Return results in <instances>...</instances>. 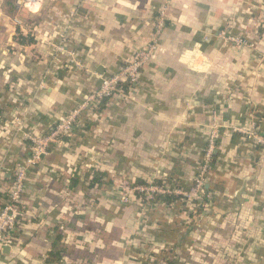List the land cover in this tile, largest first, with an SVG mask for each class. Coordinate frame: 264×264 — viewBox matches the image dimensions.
<instances>
[{"label":"crops","instance_id":"0c3cea01","mask_svg":"<svg viewBox=\"0 0 264 264\" xmlns=\"http://www.w3.org/2000/svg\"><path fill=\"white\" fill-rule=\"evenodd\" d=\"M161 4L0 0V204L29 135H47L150 45ZM123 88L30 169L0 264H151L161 253L167 264H264V145L239 131L255 123L264 138V0H168L155 52ZM94 171L105 177L92 185ZM138 179L183 198L121 202Z\"/></svg>","mask_w":264,"mask_h":264},{"label":"built area","instance_id":"2783aa9c","mask_svg":"<svg viewBox=\"0 0 264 264\" xmlns=\"http://www.w3.org/2000/svg\"><path fill=\"white\" fill-rule=\"evenodd\" d=\"M20 4L36 5L42 0H18ZM168 9V0H162L159 15L156 21V32L153 42L146 48L138 50L126 63L120 68V71L103 79L101 87L86 98L70 113H68L61 121L51 128L47 135H29L28 139L31 143V153L26 161L17 169L15 176L11 182L7 196L0 204V246L8 244L11 234L16 230L19 218L22 214V194L25 191V181L31 168H33L40 160L43 154L49 150L51 143L55 142L58 137L68 135L75 125L81 121V116L86 111L93 110L98 106L100 100L104 98L118 96V93L124 94V85L133 88L140 81L141 72L151 59L157 47V40L165 25V17ZM224 34V33H222ZM240 41L239 39L231 38ZM61 41H66L65 36L61 35ZM62 48L63 45H60ZM60 49V47L58 48ZM239 131L244 134L245 140H252L254 144L264 145V138L256 131L255 123H250ZM215 132L209 136V144L205 153V160L200 168L196 178L195 187L190 195L187 196L190 206L193 201L200 199L204 193L205 175L210 170V160L212 152L215 149ZM123 193L121 194V202L128 203L131 196L140 193L143 201L147 203L154 200L155 194H163L169 192L166 184H155L154 181L148 182L146 185H128L123 183Z\"/></svg>","mask_w":264,"mask_h":264},{"label":"trees","instance_id":"16d2710c","mask_svg":"<svg viewBox=\"0 0 264 264\" xmlns=\"http://www.w3.org/2000/svg\"><path fill=\"white\" fill-rule=\"evenodd\" d=\"M21 40V39H19ZM21 41H24V39H22ZM126 85H124L125 87ZM108 98H104L102 100H100V105L103 104L105 102V100H107ZM65 135H63L62 137H64ZM105 177V175L100 172V171H94L93 175H92V185H94L95 183H100L102 182L103 178ZM155 184L158 185H163V182L161 180H155L154 181ZM147 182L142 180V179H138L136 180V182L134 183V185H146ZM165 184V183H164ZM141 196L140 193H135V196ZM155 198L159 199L160 201H163L165 204H173L174 202L181 200V198H183L181 195L176 194V193H172V192H166L163 194H155ZM174 262H170L169 264H172Z\"/></svg>","mask_w":264,"mask_h":264},{"label":"rangeland","instance_id":"374dc122","mask_svg":"<svg viewBox=\"0 0 264 264\" xmlns=\"http://www.w3.org/2000/svg\"><path fill=\"white\" fill-rule=\"evenodd\" d=\"M27 6H30V5H27ZM59 47H60V49H58ZM58 48H57V50L60 51V52H62L63 50H65V48L64 47L62 48L61 46H58ZM80 120L82 121V119H80ZM148 263H151V264H167V255L161 253V256L159 255L156 258H154V256L153 257L152 256H149L148 257Z\"/></svg>","mask_w":264,"mask_h":264}]
</instances>
